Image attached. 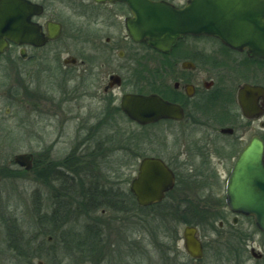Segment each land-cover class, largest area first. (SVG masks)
<instances>
[{
    "label": "flooded vegetation",
    "instance_id": "obj_1",
    "mask_svg": "<svg viewBox=\"0 0 264 264\" xmlns=\"http://www.w3.org/2000/svg\"><path fill=\"white\" fill-rule=\"evenodd\" d=\"M153 1H165L177 8L187 3V0ZM70 12L83 22L72 32L65 25ZM0 13V62H55L59 57L64 64L65 82L74 77L75 66L80 67L78 85L82 90L73 98L84 100L77 104V109L86 111L80 124L85 136L77 139L65 155V193L69 205L71 199L77 208L91 203L103 215L108 210L132 211L122 244L127 250L115 248L110 264H182L179 243L185 225L197 228L196 235L202 244V257H187L193 262L201 261L205 254L202 224L213 225L218 220V227L224 228L222 232L227 237L242 234L245 248L248 236L238 227L241 222L264 235L252 216L229 208L224 194L226 178L240 150L256 135L264 143L260 133L264 129V96L258 92V88L264 91V58L252 57L246 48L235 50L217 37L204 34H184L169 52L159 51L148 44L146 37L135 40L129 35L126 19L131 13L121 1L0 0ZM55 25L59 28L53 36ZM10 28H14L15 34H10ZM74 36L80 40L79 45L75 53H69L67 41ZM57 43L62 48H57ZM17 72L20 75L13 81L16 86L12 94L23 92L28 98L43 99L31 90L29 83L22 82L21 72ZM129 95H156L173 104L178 110L176 115L182 114L137 122L123 109V104L131 105L125 101ZM239 97L245 101L244 110ZM118 115L128 124L147 130L142 145L130 138L128 143L117 146ZM155 128L158 131L154 133L148 130ZM102 130L109 133L102 137ZM222 138L231 141L224 152L217 146ZM142 146L144 151H140ZM106 147L110 148L106 149L109 155L119 150L129 159L137 160L136 174L130 181L137 175L142 158L160 159L171 171L172 186L163 191L161 199L141 204L130 190L129 181L126 198L119 197L122 191L105 178L106 172L117 176V170L112 167L106 172L100 170L99 161ZM33 157L32 154L29 169L33 167ZM12 162L15 163L13 159ZM201 179L207 181L199 183ZM87 189L94 190L95 195L86 200ZM212 191L218 196L216 203L204 205L187 196ZM186 213L190 219L185 220ZM133 217L140 219L135 226ZM95 232L98 235L100 228L96 227ZM101 240L99 234L100 244ZM134 244L139 246L137 250ZM101 248L96 247L95 264H106ZM249 252L257 258L262 256L252 244Z\"/></svg>",
    "mask_w": 264,
    "mask_h": 264
},
{
    "label": "rangeland",
    "instance_id": "obj_2",
    "mask_svg": "<svg viewBox=\"0 0 264 264\" xmlns=\"http://www.w3.org/2000/svg\"><path fill=\"white\" fill-rule=\"evenodd\" d=\"M65 25L72 32L83 26V22L70 12L65 18ZM79 41L77 36L69 38V53L76 52ZM56 47L62 48V45L57 43ZM227 61L230 62L229 58ZM79 68L76 65L72 73L74 77L65 82L64 64L59 57L55 62H0V264H88L86 250L93 249L95 256L97 246L102 247L106 264H110L115 257V248L119 246L123 252L127 250L122 244L132 211L108 210L103 215L99 209L77 208V203L72 199L69 205L65 183L61 185L53 177L56 169L63 170L65 177V155L77 139L85 136L80 124L86 111L77 109V104L84 100L73 98L82 90L78 85ZM17 70L21 72L22 82L29 83L31 90L43 96V99L38 98L40 100L37 101L36 98H28L23 92L17 96L12 94L16 86L13 81L18 80L20 75ZM117 119V146L128 143L130 138L139 140L140 143L135 144L142 145L147 130L128 124L120 115ZM148 130L153 133L158 131L156 128ZM101 133L104 137L109 132L102 130ZM260 133L264 136V129ZM122 138L126 142H122ZM226 139L222 138L217 143L221 152L228 150L225 146L231 144ZM106 149L110 151L109 147L105 148L99 161L100 170L106 172L108 167L117 170V176L106 172L105 178L122 191L119 197L125 199L130 178L136 174L137 160L134 161L133 157L129 159L127 154L119 150L117 154L109 155ZM140 151H144V146ZM24 152L34 156L33 167L29 170L18 169V165L12 162L15 154ZM205 181L207 179H201L199 183ZM86 184L89 186L90 182ZM217 193L220 194L219 191ZM187 196L204 205L218 200L213 191L211 194L191 193ZM184 218L190 219V215L186 213ZM139 221V218L133 217L134 226ZM217 223L218 220L213 225L202 224V238L206 247L201 261L188 260L183 243H179L182 263L264 264L262 233L241 222L238 227L248 236V246L245 248L242 234L227 237L222 232L224 228H219ZM96 227L101 230V244L98 241L99 234L95 232ZM87 235L90 237L86 239ZM251 244L262 253L261 258L250 254ZM137 247L134 244V250Z\"/></svg>",
    "mask_w": 264,
    "mask_h": 264
},
{
    "label": "water",
    "instance_id": "obj_3",
    "mask_svg": "<svg viewBox=\"0 0 264 264\" xmlns=\"http://www.w3.org/2000/svg\"><path fill=\"white\" fill-rule=\"evenodd\" d=\"M109 1L124 2L129 8L131 17L126 19V29L131 37L135 40L146 37L148 44L159 51L169 52L184 34H204L217 37L232 49L246 48L248 55L264 58V0H187L182 8L165 1ZM55 26L53 36L58 33L59 25ZM9 31L15 34L14 28ZM258 92L264 96L260 88ZM126 100L131 105L125 107L123 104L124 111L140 123L182 114L176 115L175 106L156 95H129ZM238 101L244 110L245 101L241 97ZM13 161L28 170L32 154H15ZM172 182L171 171L160 159L144 157L129 188L138 203L147 204L161 199ZM224 193L229 208L252 216L257 228L264 233V143L259 136H253L236 156L226 178ZM196 231L191 225L182 228L183 247L192 258L203 255Z\"/></svg>",
    "mask_w": 264,
    "mask_h": 264
},
{
    "label": "trees",
    "instance_id": "obj_4",
    "mask_svg": "<svg viewBox=\"0 0 264 264\" xmlns=\"http://www.w3.org/2000/svg\"><path fill=\"white\" fill-rule=\"evenodd\" d=\"M64 175H63V170L62 171H60V170H54L53 171V177H54V179L55 180H58L59 181V184H64L65 182V177H63ZM94 190H92L91 189V191L89 190V189H87L86 190V192H85V199L87 200V198L89 197V196H94L95 195V193L93 192ZM92 209V210H94L93 208H92V205H91V203H90V205L88 204V203H85V209L87 210H90V209ZM57 217V215H54V217ZM56 219V218H55ZM90 236L89 235H87L86 236V239L87 238H89ZM96 250V249H95ZM68 251V250H67ZM79 251V250H78ZM87 251V253L88 254H86V257L85 258H87L86 259V261L88 262L89 261V263H92V264H95V262H96V257L95 256H93L94 255V250L93 249H90V250H86ZM189 260V259H188ZM26 261V260H25ZM82 261V260H81ZM186 261V260H185ZM185 263V262H184ZM184 263H182V264H184ZM28 264V263H27Z\"/></svg>",
    "mask_w": 264,
    "mask_h": 264
}]
</instances>
